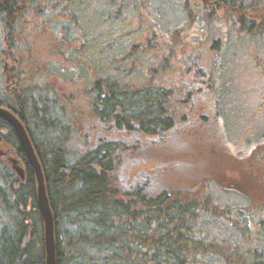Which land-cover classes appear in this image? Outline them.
<instances>
[{"label": "trees", "instance_id": "16d2710c", "mask_svg": "<svg viewBox=\"0 0 264 264\" xmlns=\"http://www.w3.org/2000/svg\"><path fill=\"white\" fill-rule=\"evenodd\" d=\"M204 1L227 6L238 2L232 6L238 7L239 25L248 32L264 28V8L260 2ZM83 2H88L86 10H81ZM113 2L117 4L116 13L120 4H129L128 0H0L2 21L17 17V24L21 25L19 18L30 15L23 27L34 30L21 40L10 34L7 37L6 48L12 49L26 79L10 88H1L0 106L8 108L21 120L40 160L54 217L56 264H264V248L249 244L246 237L249 229L235 232L236 227L222 228L227 220L231 225L237 222L235 217L224 216L229 207H238L239 216L246 220L249 214L253 232L259 230L261 242L264 241V195H255L259 199L250 202L255 210H262L257 222L258 211L250 212L251 206L219 207L212 198L200 196L189 187H163L153 192L147 179L128 187L120 165L124 151L136 149L131 144L122 148L116 139L103 137L95 146L73 152L65 144L68 127L65 118L64 121L56 118L54 103L48 104L42 94L44 82L37 80L46 77L47 71L53 68L62 75L64 80L59 77L62 82L88 83L85 96L89 110L94 118L110 125L109 129L128 134L162 135L174 125L177 95L173 96L162 84L140 83L142 81L136 79L144 68L150 67V54L143 53L150 47L148 36L143 43L135 42L129 32L122 37L112 26L114 21L109 20L113 7L102 17L103 23L109 26L105 27L106 34L101 33L103 29L95 36L89 33L94 27H89L88 22L96 20V9L109 3L113 6ZM58 4L63 10L69 9L58 13L60 23L46 16L50 8ZM182 7L185 9V3ZM247 9L252 19L246 20ZM38 24L52 41L49 50L56 53L53 60L43 61L35 52ZM71 26L77 31L70 34ZM79 36L94 47L92 51L89 49L90 56L86 58L75 55L79 50ZM214 43L213 49L218 50ZM81 59L100 63V67L87 69L90 63L85 65ZM215 68L216 58L207 64L204 72L197 70L194 77L200 74L202 82L212 88ZM44 134H48V138ZM1 139L9 143L20 158L24 179L0 159V204L10 219L0 224V264H45L44 226L35 175L15 131L0 118ZM260 148L253 159L256 155L264 159ZM260 178L264 181V173ZM207 223L210 227L216 223L222 232H232L224 244L236 248L237 252L241 247V255L224 251L217 234L206 230ZM254 233L258 238L257 232ZM242 254L246 256L241 257Z\"/></svg>", "mask_w": 264, "mask_h": 264}, {"label": "rangeland", "instance_id": "374dc122", "mask_svg": "<svg viewBox=\"0 0 264 264\" xmlns=\"http://www.w3.org/2000/svg\"><path fill=\"white\" fill-rule=\"evenodd\" d=\"M150 1L128 0V5L120 4L118 13L115 12V2L113 6L109 3L96 9V20L88 22L89 27H94L89 33L95 36L103 29L101 33L106 34L105 27L109 26L103 23L105 19L102 17L113 7L109 20L114 21L112 26L121 32L122 37L129 32L135 42L143 43L148 36L150 47L144 49L143 53L150 54V67L144 68L136 79L142 81L140 83L162 84L163 88L173 92V96L177 95L174 125L162 135L139 132L128 134L122 130L109 129L110 125L94 118L89 110L85 96L88 83L80 80L62 82V75L59 76L54 68L53 71H47V67L46 77L41 76L37 80L39 83L44 82L42 94L47 97L48 104L54 103L56 118L60 121L65 118L64 122L68 125L64 135L65 144L72 152L81 151L87 146L93 147L103 137L116 139L122 148L131 144L136 149L130 151L127 148L120 165V173L128 187L140 179H147L153 192L163 187H189L200 196H209L219 207H250L251 200L259 199L255 195H264V191L261 192L264 181L261 182L260 178L264 173V162L256 163L251 161L253 158L236 160L231 153L243 150L239 153L243 156L255 142H261L264 138V115L257 116L254 112L264 93L256 71L264 59V28L255 32L243 29L239 25L238 7L232 6L238 2L227 6L220 2L206 4L203 0ZM255 2H260L264 8V0ZM87 4L83 2L81 10H86ZM68 10V7L63 10L58 4L52 10L50 8L46 16L60 23L57 21L58 13ZM250 12L247 9L246 20L252 19ZM16 19L7 17L2 21L0 18V91L26 79L12 49L6 48L7 37L10 34L16 40L23 39L25 35L33 34L34 30L29 26L23 27L30 15L24 14L23 18H19L21 25L17 24ZM37 28L35 35H39L35 38V52L43 61L53 60L56 53L49 50L52 41L42 30L41 24ZM76 31L72 26L69 29L70 34ZM214 42L218 50L213 49ZM77 47L79 50L75 55L81 58L90 56L89 49L92 51L94 48L81 36L77 40ZM215 58L213 87L209 88L202 82L200 74L194 77V73L197 70L204 72L207 64ZM82 62L85 65L90 63L84 66L87 69L100 67L97 62L81 59ZM31 79H34V75ZM52 97L55 99L52 100ZM44 137L48 138V134H44ZM259 152L264 153V146ZM10 155L22 166L17 154L11 151ZM6 165L12 170L10 162H6ZM244 175L251 177L250 181L243 182ZM250 208V212L258 211L255 219L259 222L262 210H255L253 206ZM237 210L241 209H227L224 218L232 216L237 222L231 225L227 220L222 228L236 227L235 232L249 229L246 236L249 244L264 248L259 230L254 231L258 238L253 232L250 215L247 213L248 217L244 220ZM4 211L5 208L0 204V224L10 222L9 215ZM252 223L256 225L254 220ZM209 224L206 230L217 234L216 238L219 237L223 245L232 232L225 230L224 233L218 225L216 227V223L212 227ZM223 246L224 251L241 255V247L237 252L236 248L228 244ZM245 256L242 254L241 257Z\"/></svg>", "mask_w": 264, "mask_h": 264}, {"label": "water", "instance_id": "95a60500", "mask_svg": "<svg viewBox=\"0 0 264 264\" xmlns=\"http://www.w3.org/2000/svg\"><path fill=\"white\" fill-rule=\"evenodd\" d=\"M0 118L6 121L15 131L18 140L26 154V158L33 169L36 181L38 207L43 218L45 264H56L54 217L48 202L44 174L40 160L34 149L30 136L18 116L8 108L0 106ZM6 155L7 154L0 149V157H4ZM8 161L11 163V168L17 174V176L20 179H24V170L19 164L18 160L8 156Z\"/></svg>", "mask_w": 264, "mask_h": 264}, {"label": "flooded vegetation", "instance_id": "af4514ba", "mask_svg": "<svg viewBox=\"0 0 264 264\" xmlns=\"http://www.w3.org/2000/svg\"><path fill=\"white\" fill-rule=\"evenodd\" d=\"M256 71L258 72V75L261 79V89L264 92V59L258 64V66L256 67ZM255 115L257 116H261L264 115V93L261 94L260 99L258 100V104L257 106H255ZM264 136V134H263ZM250 140V139H249ZM259 146H264V138L262 139V141H258L255 142L252 147L249 149V151H247V153H245L243 156H240L239 153L240 152H244L243 150H236L235 153H231L233 156H235L236 160H246V159H251L253 158L254 154L257 151V148ZM0 149L6 153L7 155L3 157V159H5V161L8 160V156H10V152L13 150L11 145L9 143H7L4 139L0 140ZM251 161H255L257 162H264V159L261 160L260 158L255 157V159L251 160ZM255 177H258L257 175ZM251 177H247L246 175H244V177L242 176V181L243 182H248L250 181Z\"/></svg>", "mask_w": 264, "mask_h": 264}, {"label": "bare ground", "instance_id": "6f19581e", "mask_svg": "<svg viewBox=\"0 0 264 264\" xmlns=\"http://www.w3.org/2000/svg\"><path fill=\"white\" fill-rule=\"evenodd\" d=\"M4 203V202H3Z\"/></svg>", "mask_w": 264, "mask_h": 264}]
</instances>
